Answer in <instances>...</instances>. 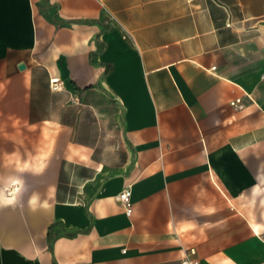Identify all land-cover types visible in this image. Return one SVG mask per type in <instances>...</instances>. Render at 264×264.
<instances>
[{
  "label": "crops",
  "instance_id": "crops-1",
  "mask_svg": "<svg viewBox=\"0 0 264 264\" xmlns=\"http://www.w3.org/2000/svg\"><path fill=\"white\" fill-rule=\"evenodd\" d=\"M14 175L0 264H264V0H0Z\"/></svg>",
  "mask_w": 264,
  "mask_h": 264
},
{
  "label": "clouds",
  "instance_id": "clouds-1",
  "mask_svg": "<svg viewBox=\"0 0 264 264\" xmlns=\"http://www.w3.org/2000/svg\"><path fill=\"white\" fill-rule=\"evenodd\" d=\"M43 168V164L39 167H32L28 162H25L23 166L17 168V172L22 174L26 171H32L34 174H39L43 171ZM27 191L22 175L0 177V209L23 207L26 203L27 208L33 213L41 210H51L52 205L49 203V199L38 191L30 192L25 201L24 197ZM50 191L54 192L55 189H50ZM250 201L252 204L259 201V204L264 206V186L261 183H257L252 187Z\"/></svg>",
  "mask_w": 264,
  "mask_h": 264
},
{
  "label": "built area",
  "instance_id": "built-area-1",
  "mask_svg": "<svg viewBox=\"0 0 264 264\" xmlns=\"http://www.w3.org/2000/svg\"><path fill=\"white\" fill-rule=\"evenodd\" d=\"M49 86L53 90H58L61 88V81L57 76H52L49 78ZM237 108H241L243 106L242 103L235 104ZM118 201L123 205L124 211L127 215H129L132 211V202L130 199V189L128 187H124L120 192L117 194ZM187 264H192L193 261L186 258L184 260Z\"/></svg>",
  "mask_w": 264,
  "mask_h": 264
},
{
  "label": "trees",
  "instance_id": "trees-1",
  "mask_svg": "<svg viewBox=\"0 0 264 264\" xmlns=\"http://www.w3.org/2000/svg\"><path fill=\"white\" fill-rule=\"evenodd\" d=\"M52 227L53 225H51L48 229V233H47V240H48V246L49 248H51V240L53 239V236H52Z\"/></svg>",
  "mask_w": 264,
  "mask_h": 264
}]
</instances>
